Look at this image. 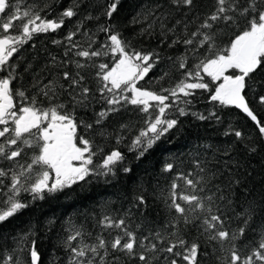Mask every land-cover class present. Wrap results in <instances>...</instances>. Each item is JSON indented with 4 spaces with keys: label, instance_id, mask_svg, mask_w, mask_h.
I'll list each match as a JSON object with an SVG mask.
<instances>
[{
    "label": "trees",
    "instance_id": "1",
    "mask_svg": "<svg viewBox=\"0 0 264 264\" xmlns=\"http://www.w3.org/2000/svg\"><path fill=\"white\" fill-rule=\"evenodd\" d=\"M112 2L79 0L76 16L65 19L63 27L55 32L34 34L11 58V64L15 66L13 90H23L29 97L36 95L41 107H47L48 100L38 95L39 88L51 80L64 85V88L57 87L59 95L55 102L66 104L71 111V90L62 74L69 71L75 76L79 72L84 77L82 83L92 92L87 107L75 108V118L93 124L92 129L81 126L79 133L92 142V150L96 154L90 165L94 173L85 181L53 193L45 192L43 199H33L29 192H21L19 199L28 206L0 222V256L15 250V256L26 264L27 248L35 241L41 264H68L71 253L66 249L65 241L76 231L81 233V237L73 242L74 246L79 242L94 244L97 237L110 242L115 236L123 235L121 229L104 227L101 222L106 216L113 220L124 219L129 230L137 232L138 238L155 231H162L167 236L172 229L165 231L164 225L176 217L168 207L171 185L173 182L178 185V194L192 193L185 181L178 178L181 175L200 181L195 194L202 197L213 195L214 211L216 207L220 209L224 227L229 232H238L239 228L245 227V217L241 213L249 207L254 209L244 235L223 246L207 238L200 220H196L194 215L190 214L192 222L188 224L181 219L176 230L189 244L200 245L198 264H228L233 243L242 258L250 255L264 234V137L259 134L255 123L232 106L224 107L212 102L210 91L194 90V95L190 97L181 94L180 100L166 110V118L176 119L177 125L140 156L138 150H130L133 140L146 127L145 121L148 119V115L138 106L121 101L117 105L119 111L110 113L101 124H95L96 114L109 106L97 90L98 68L94 65L107 63L111 66L113 58L109 55L86 61L75 55L76 49L65 55L70 48L66 40L70 32H77L74 42L85 48L90 42L89 36H93L95 43L92 47L98 48L107 42V35L99 30L100 27L111 26L135 50L158 54V61L137 86L167 95L162 89L174 88L185 71L179 69L177 58L187 56V68L191 70L204 54V49H201L197 55H193V46H186L182 42L173 44L172 41L189 38L214 11L215 0H194L191 8H178L172 0H120L117 11L109 19L104 12ZM10 3L14 6L13 11L17 5L21 11L33 6L35 11L43 9L40 11L42 17L57 19L64 9L73 6L74 0H10ZM240 3L243 5L246 0H240ZM87 16L92 19H85ZM3 19L6 16L0 14V20ZM19 23L16 22L17 25ZM78 24L81 25L79 29ZM238 30L223 23L215 25L213 31L217 32V44L226 46ZM8 34L19 35L18 27ZM76 61L86 66L77 68ZM6 75L7 72L0 73V76ZM208 81L209 78L205 76V82ZM210 87L214 90L215 85ZM244 94L258 119L264 122V105L259 102V96L264 95V73L248 82ZM174 99L170 97L167 103H172ZM185 99L190 103H182ZM178 108H185L188 114L181 116ZM150 112L156 114L153 109ZM193 112L205 116L215 113V117L199 120L191 114ZM233 130L241 131L242 138L235 137ZM113 150L120 151L123 160L108 175L98 174L105 171L98 166ZM33 152L34 149L26 148L19 164L30 162ZM166 164H172L173 169L164 171ZM10 167L15 165L0 160V168ZM125 168L129 171L125 172ZM0 179H3L4 185L9 183L8 178ZM199 188L204 191L200 192ZM139 196H144V205L137 201ZM220 196L224 199H218ZM160 247H167V244ZM21 248L25 250L20 251ZM150 255L158 257L153 264H170L172 258H176L179 264H185L180 258L164 252ZM166 256L168 259H165ZM114 257H119L115 264H139L120 252L112 253L108 259L111 261Z\"/></svg>",
    "mask_w": 264,
    "mask_h": 264
},
{
    "label": "snow or ice",
    "instance_id": "2",
    "mask_svg": "<svg viewBox=\"0 0 264 264\" xmlns=\"http://www.w3.org/2000/svg\"><path fill=\"white\" fill-rule=\"evenodd\" d=\"M119 3L120 0H113L104 15L110 19L117 11ZM172 3L178 8L194 6V0H172ZM13 7L10 0H0V14L6 16V19L0 20V73L7 72L6 76H0V160L15 165L8 169L0 168V178L9 179L7 185H4L3 179H0L2 186L0 187V197H2L0 222L8 220L28 206L19 199L22 191L29 192L33 199H43L45 192L53 193L85 181L94 173L90 165L93 164V156L96 154L92 150V142L79 133L81 126L84 129H92L93 124L77 121L75 118V108L87 107L92 92L91 88L82 83L84 77L79 72L75 76L69 71H64L62 74L63 80L69 82L68 89L71 90L69 91L73 105L71 111L66 104L55 102L59 95L57 87L64 88L63 84H58L56 81L50 80L39 88L38 95L48 100L47 107L40 106L36 95L29 97L25 91H14L12 88L15 66L11 64V58L14 54L18 53L34 34L55 32L63 27L65 19L77 15L79 0H74L73 6L64 9L57 19L42 17L40 11L43 9L35 11L33 6H29L24 11H21L18 5L13 11ZM85 19L92 17L87 16ZM17 21L20 22L18 25ZM219 23L239 29L224 47L217 44V32L213 31L214 26ZM80 26L78 24L77 29ZM15 27H18L19 35L8 34ZM99 30L107 35V42L98 48L92 47L95 43L93 36H89L90 42L85 48L74 42L77 32H70L66 37L70 48L65 55L76 49L75 55L86 61L109 55L113 58L111 66L107 63L94 65L98 68L97 90L101 99L109 106L96 114L95 124H101L110 113L119 111L117 105H120L121 101L138 106L140 111L148 115V119L145 121L146 127L141 129L133 140L130 150H138L139 155L143 156L157 140L177 125L176 119L166 118V110L180 100L181 94L183 97H190L194 95V90L198 89L210 91V100L220 106H234L241 110L255 123L261 137H264V122L258 119L244 94L248 82L264 73V0H246L243 5L240 0H215L214 11L203 20L189 38L172 41L173 44L182 42L186 46H193L191 49L193 55H197L201 49H204V54L202 58H198V62L191 70L187 68V56L177 58L179 69L185 71L183 78L174 88L162 89V92L168 93L167 95L137 86L158 61L157 53L145 54L135 50L130 42L111 26H101ZM75 63L77 68L86 66L79 61ZM164 76H167V73H164ZM205 76L209 78L208 82H205ZM210 85H215L214 90ZM73 92L75 95H72ZM170 97L175 99L172 103H167ZM259 102L264 105V95L259 96ZM182 103L187 105L190 101L185 99ZM150 109L155 110L156 114L153 115ZM178 112L181 116L188 114L185 108H178ZM191 114L199 120L215 117V113H209L208 116L195 112ZM233 134L238 139L243 136L238 130H233ZM26 148L34 149L30 162L19 164V159L25 154ZM122 160L123 155L120 151H111L105 157L103 164L98 166L105 171L98 174L108 175ZM172 169V164H166L164 171ZM124 171L127 172L129 169L125 168ZM178 178L185 181L192 189V193L178 194L176 191L178 185L175 182L171 185L168 207L176 217L164 225L165 231L172 229L167 232V236L162 231H155L138 238L137 232L129 230L124 219L113 220L106 216L101 222L104 227L121 229L123 235L115 236L110 242L103 237H97L94 244L79 242L74 246L73 242L81 237V233L76 231L65 241V247L71 253L68 264H115L119 257H114L111 261L108 257L116 252L138 261L139 264H153V260L158 257L150 254L158 251L178 257L185 264H198L200 245L189 244L176 230L181 219L184 224L192 222L189 218L190 214L194 215L196 220H200V226L207 234V238L221 246L244 235L245 228L252 219L253 208H246L241 213L245 217L243 221L245 227L239 228L238 232H229L224 227L220 209L216 207L214 211L213 195L202 197L195 194L200 181H193L183 175ZM199 191L203 192L204 189L199 188ZM136 199L140 205L146 203L144 196ZM218 199L223 200L224 197L220 196ZM139 227L138 225L137 228ZM164 244H167V247H160ZM24 250L20 249V251ZM14 253L15 250L13 253L0 256V264H22ZM27 253L26 264H41V256L35 241L31 242ZM165 259L168 257L166 256ZM257 262L264 264V234L261 235L258 246L250 255L243 258L236 250L235 244H232L228 264H257ZM170 264H179V262L176 258H172Z\"/></svg>",
    "mask_w": 264,
    "mask_h": 264
},
{
    "label": "water",
    "instance_id": "3",
    "mask_svg": "<svg viewBox=\"0 0 264 264\" xmlns=\"http://www.w3.org/2000/svg\"><path fill=\"white\" fill-rule=\"evenodd\" d=\"M232 107H234V106H232ZM235 108V107H234ZM236 110H238L239 112H241L242 114H244L241 110H239V109H237V108H235ZM245 116H246V114H244Z\"/></svg>",
    "mask_w": 264,
    "mask_h": 264
}]
</instances>
